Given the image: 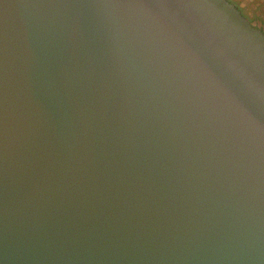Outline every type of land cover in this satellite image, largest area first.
Masks as SVG:
<instances>
[{
  "label": "water",
  "instance_id": "1",
  "mask_svg": "<svg viewBox=\"0 0 264 264\" xmlns=\"http://www.w3.org/2000/svg\"><path fill=\"white\" fill-rule=\"evenodd\" d=\"M0 264H264V30L0 0Z\"/></svg>",
  "mask_w": 264,
  "mask_h": 264
},
{
  "label": "flooded vegetation",
  "instance_id": "2",
  "mask_svg": "<svg viewBox=\"0 0 264 264\" xmlns=\"http://www.w3.org/2000/svg\"><path fill=\"white\" fill-rule=\"evenodd\" d=\"M255 26L264 30V0H229Z\"/></svg>",
  "mask_w": 264,
  "mask_h": 264
}]
</instances>
